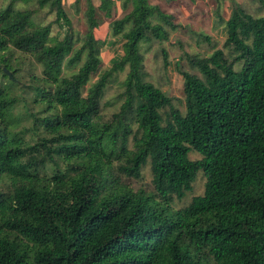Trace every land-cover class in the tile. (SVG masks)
<instances>
[{"label":"trees","instance_id":"1","mask_svg":"<svg viewBox=\"0 0 264 264\" xmlns=\"http://www.w3.org/2000/svg\"><path fill=\"white\" fill-rule=\"evenodd\" d=\"M99 1L85 0L84 37L64 0L0 7V264H264V16L236 3L226 21L216 0L228 39L210 57L187 55L202 76L181 73L183 113L147 81L143 54L182 28L176 15L154 0ZM120 40L102 72L103 49ZM127 68L119 112L102 122ZM147 165L154 192L122 183ZM200 173L204 194L175 210Z\"/></svg>","mask_w":264,"mask_h":264},{"label":"rangeland","instance_id":"2","mask_svg":"<svg viewBox=\"0 0 264 264\" xmlns=\"http://www.w3.org/2000/svg\"><path fill=\"white\" fill-rule=\"evenodd\" d=\"M9 1L10 0H0V7L6 5ZM179 1H181L183 5L175 8V2L171 8L165 2L154 0L155 3L162 4L168 12L175 14L182 28L178 31L171 32L169 41H155L152 44L143 46V54L147 81L172 98L176 107L185 113L184 77L181 73L189 72L200 77L202 76L197 69L191 66L187 59V55L200 58L210 57L216 50L224 49L228 34L225 27L218 25L219 23L217 20H219V18L216 15L218 4L216 0H195L194 2L191 0ZM94 2L97 7L100 5L99 0H94ZM74 3L75 0H64L66 10L74 23L75 31L78 32L81 37H84L87 32V24L84 15L86 10L85 0H83L80 5V13L72 9V4ZM236 3L240 4L246 12L255 18L264 16V10L261 8V5L253 0H221L220 13L226 21L230 18L232 7ZM124 14L125 13L121 9V4L117 3L115 13L116 19L121 18ZM104 22L105 26L109 28L110 23L105 20ZM53 31H57V28L54 27ZM200 34L209 36L212 39L211 42L208 43L201 40L198 37ZM107 39L114 40V37L112 34H109ZM121 42L122 40L115 46L109 45L103 49L101 56L103 63L102 72L111 67V61L116 54H118V51L121 53ZM77 47H80V44ZM78 68L79 66L77 69L75 68L76 70H73L78 71ZM24 69L27 73L28 66L25 65ZM73 70H65V74H69ZM128 71L129 69L127 68L124 72L117 74L113 82L108 86L105 97L101 102L100 116L102 122L111 121L113 115L119 112L122 104L121 95L124 91L123 83L127 77ZM37 73L38 75L41 74V69H38ZM98 77L99 76L93 77L88 87L95 83ZM15 114L17 117L23 118L22 126L26 127V129L32 125L31 120L26 117V112L22 105L15 109ZM190 158L192 160H197L201 159V156L193 152ZM120 176L122 177V183L134 192L145 191L151 193L155 191L150 165L145 167L140 179L129 178L121 174ZM206 182V176L204 173H200L194 184L193 191L188 192L182 200H178L177 198L174 200V209L178 210L184 208L191 203L194 197L203 195Z\"/></svg>","mask_w":264,"mask_h":264},{"label":"water","instance_id":"3","mask_svg":"<svg viewBox=\"0 0 264 264\" xmlns=\"http://www.w3.org/2000/svg\"><path fill=\"white\" fill-rule=\"evenodd\" d=\"M5 71H6V73H8L10 75V77H12V75L7 70H5Z\"/></svg>","mask_w":264,"mask_h":264}]
</instances>
